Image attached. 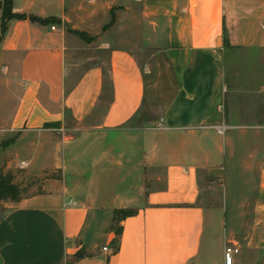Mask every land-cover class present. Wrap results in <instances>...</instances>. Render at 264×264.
Masks as SVG:
<instances>
[{"label":"crops","instance_id":"crops-1","mask_svg":"<svg viewBox=\"0 0 264 264\" xmlns=\"http://www.w3.org/2000/svg\"><path fill=\"white\" fill-rule=\"evenodd\" d=\"M12 13L26 19L0 39V170L37 190L0 204V264H224L232 245V264H264V117L222 118L226 53L264 51V0ZM116 210L135 214L114 253Z\"/></svg>","mask_w":264,"mask_h":264},{"label":"rangeland","instance_id":"rangeland-1","mask_svg":"<svg viewBox=\"0 0 264 264\" xmlns=\"http://www.w3.org/2000/svg\"><path fill=\"white\" fill-rule=\"evenodd\" d=\"M161 62H152L155 64L154 71L159 70L158 64ZM224 66L226 89L222 98L223 120L241 125L260 122V118L264 117V51L229 49ZM236 132L244 130L239 129ZM52 163L53 160L50 158L42 161V165L48 167ZM56 174L58 173H52V176ZM30 181L28 176L15 173L14 182L25 191V196L37 190L33 187L35 182ZM230 190L236 192L237 189L232 187Z\"/></svg>","mask_w":264,"mask_h":264},{"label":"trees","instance_id":"trees-1","mask_svg":"<svg viewBox=\"0 0 264 264\" xmlns=\"http://www.w3.org/2000/svg\"><path fill=\"white\" fill-rule=\"evenodd\" d=\"M26 17L20 14L12 13V0H2L1 3V29L0 39L6 31V23L11 20H25ZM48 22H55L49 20ZM15 174L12 171L0 170V204L3 202H18L25 195V191L21 190L20 186L14 182ZM135 214L133 210H116L113 214L109 230L115 235V240L112 242L113 252L118 251L119 238L122 234L120 224L128 217Z\"/></svg>","mask_w":264,"mask_h":264},{"label":"built area","instance_id":"built-area-1","mask_svg":"<svg viewBox=\"0 0 264 264\" xmlns=\"http://www.w3.org/2000/svg\"><path fill=\"white\" fill-rule=\"evenodd\" d=\"M157 128H163L161 122L160 124L157 126ZM211 128H213L216 133L220 136H224L226 132L230 131L232 129L231 126H228L226 124H221L218 126H212ZM71 204V203H70ZM103 252H107L108 248L107 247H103L102 248ZM239 253V249L236 248L234 245L232 246H226L224 248V252H223V263L224 264H232L233 263V256Z\"/></svg>","mask_w":264,"mask_h":264},{"label":"water","instance_id":"water-1","mask_svg":"<svg viewBox=\"0 0 264 264\" xmlns=\"http://www.w3.org/2000/svg\"><path fill=\"white\" fill-rule=\"evenodd\" d=\"M31 20H34V18H30Z\"/></svg>","mask_w":264,"mask_h":264}]
</instances>
